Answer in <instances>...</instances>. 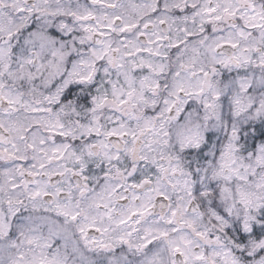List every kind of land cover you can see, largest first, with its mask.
<instances>
[{
  "label": "clouds",
  "instance_id": "9594fccd",
  "mask_svg": "<svg viewBox=\"0 0 264 264\" xmlns=\"http://www.w3.org/2000/svg\"><path fill=\"white\" fill-rule=\"evenodd\" d=\"M20 2L31 4L37 0H20ZM44 2L54 10L58 5L65 8L69 5L90 6L91 0H44ZM112 2L117 4L115 11L125 15L128 19H134L127 6L132 3L143 5L147 0H112ZM154 2L160 5V10L150 17L146 15L144 19L150 18L151 32L167 37V39L155 45L159 48L160 55L144 53L143 56L135 57L137 64L143 59L152 65L151 69L137 67L130 72L136 91L143 96L144 102L133 99L132 103L119 110H116L113 105H107L99 113L98 123L101 125V135L88 136L82 135L79 128V125H88L92 115L84 108V98L97 94L98 89L101 92L105 91L103 81L108 78L104 77L101 71L98 78L93 79L90 84L79 85L77 83V73L82 70L78 64L81 58L80 53L85 52V48L72 43L75 30L79 28V25L74 24L72 37H65L61 40V36L64 35L61 33L54 37L56 41L54 45L42 49L39 42L34 41L31 33L36 28L44 26L46 32L50 31L54 34L56 24L60 23V19L55 16L45 18L34 16L33 19L27 21L28 27L25 29L20 27L23 17L13 6L15 0H2L0 44L7 45L8 32L11 31L15 36V39L11 40V47L16 48L17 52L12 53L11 58L6 61L8 68H0V80L14 93H19L24 103L51 109L50 113H33L21 105H17V110L11 113L0 109V118L4 120L6 129L3 134L10 136L20 154L25 155L22 164L26 167L30 163L38 164L39 160L35 158L43 156L42 152L26 150V143H32L33 137L45 140L43 145H37L39 148L50 149L55 145L67 143L70 146L69 151L80 153L83 150L84 159L89 162V167L84 172V175L88 177L86 183L90 189L86 195L91 198L99 193L105 184L109 182L116 184L119 180L114 172L107 179L105 178L107 169L102 170L98 166V160L88 157L87 145L104 141L110 145L112 152H117L118 149L112 145L119 144L121 155L119 164L126 168L132 161L129 159L125 162L127 156L124 151L125 140L131 147L132 137L117 140L103 134L106 130L123 124L127 130L136 134L134 143L141 154L149 160L154 158L165 166L171 164L178 168L176 174L170 173L169 178L164 181L167 185L165 191L169 196V202L176 205L181 200L185 202L190 200V204L186 203L189 216L192 215V209H198L201 215L196 218L197 223L211 226L208 211L212 201L214 200L221 208L233 203L232 199L226 198L227 193H222L221 189H229L233 196L238 188L261 193L257 184L264 177V166L257 164L256 156H250V153L256 152L253 148V141L256 145L264 144V135H261V131H264V70L259 67L258 60L251 66L242 65L239 69L231 63L227 66L219 63V61L229 60L241 53L249 46L252 39L258 42L260 30L253 31L245 28L244 21L240 18L244 15V5L240 0H229L234 7L239 9L234 18L225 19L214 25H202L199 17L196 18L195 23L191 19L185 21L184 17L191 16L192 12L186 11L177 15L175 10H168L164 13L168 19L161 24L163 5L169 0H154ZM190 2H195L201 7H208L222 6L225 0H190ZM254 2L257 7L264 4V0H254ZM111 11L99 8L97 15H107ZM24 15L26 16L27 13ZM62 19L68 22L71 17L65 16ZM36 21H39V24H36L34 28L32 25ZM201 28H203L202 31ZM185 29L193 34L185 36ZM240 30L250 33L248 41L239 39L237 33ZM148 39L155 41V35L138 38L135 33L112 34L113 47H118V41L124 40L136 41V46L141 48L153 47L147 44ZM226 39H232L239 43L240 47L232 49L227 46H216ZM170 42H177L178 47H169ZM61 44L67 45L63 49L65 54L62 58L53 55V48L61 49ZM73 47L78 51H73ZM21 49L25 50L26 56L33 59V63L21 64L19 62L17 56ZM131 61V57L125 56L121 60V63L125 64V69L120 72L110 69V79L116 82L118 88L123 87L127 90L129 87L123 72L128 69ZM97 67H99V62ZM204 73H207V76ZM242 81L249 82L251 92L247 91L246 87H242ZM178 88H183L184 92H177ZM107 91L111 95L110 87ZM185 92L191 94L185 95ZM47 98L53 99L50 102ZM166 101L168 103H165ZM57 114L65 129H70L76 134V139L71 136L48 139V133L41 121L50 117L55 118ZM21 129L27 130V141L18 138L25 135V132L20 131ZM254 129L257 130L254 132ZM229 145L233 148L232 155L236 161L234 167L241 175H246L244 180L238 179L236 175H232L230 179L217 175L221 172L222 153ZM260 154L257 153V155ZM45 165V170L49 172L78 167L67 155L61 160L45 161ZM140 170L146 172L154 180L158 175L155 167L148 163L139 164L137 175H140ZM225 174H227L226 170ZM28 179L30 178L26 176L17 177L16 182L21 183ZM36 179H48V177H36ZM62 179L63 177L59 176L51 177L54 185ZM68 179L75 186L80 178L69 175ZM185 181L193 191L191 197L183 189ZM2 183L4 180L0 178V184ZM209 183L214 185V190L207 189ZM173 184L177 185L175 189L172 187ZM197 188L201 191L207 190L209 195L201 197L195 191ZM118 191L127 198L116 200L111 204L113 219L109 221L105 218L102 223L99 219L97 220L100 227L107 230L109 238L115 241L121 235L131 233L128 238L135 245L140 243L141 237L145 236L146 229L169 227L161 219L162 212L167 209H161L160 204L165 202L159 200L153 202V206L143 218L132 217L128 223H118L122 214L126 216L130 213L131 206H139L142 203L140 199L133 201L132 193L125 192L122 188ZM142 194V191L137 193V195ZM19 198L28 205L27 208L22 209L23 216L20 219L31 216L36 234L50 244V248L45 251L50 254L58 251L65 264H143L146 256L151 255L147 250L138 251L136 247L130 248L128 245L118 243L108 250L86 247L80 238L76 224H65L63 217L56 216L54 212H45L43 207L33 210L26 196L21 195ZM74 199H81L75 190ZM84 203L82 201V206ZM91 214L95 215V212L92 211ZM42 216L48 217L50 222H42L40 220ZM136 220H139V223H136ZM89 235L90 237L99 236L100 233L93 232ZM16 239L19 241V234ZM6 244V240L0 244V264H12L17 253V249H9ZM27 247L25 244L23 250L27 251ZM159 247L164 248V245L161 243ZM157 250L156 247L152 249V251ZM161 258L167 260L166 252L161 253ZM245 264L249 262L245 261Z\"/></svg>",
  "mask_w": 264,
  "mask_h": 264
},
{
  "label": "snow or ice",
  "instance_id": "6c2138e0",
  "mask_svg": "<svg viewBox=\"0 0 264 264\" xmlns=\"http://www.w3.org/2000/svg\"><path fill=\"white\" fill-rule=\"evenodd\" d=\"M244 5V15L240 18L244 21L245 28L249 30H260L259 40L252 39L249 46L242 50L241 53L231 57L229 60L219 61L226 66L231 63L236 68L242 65H253L259 61V67L264 70V4L257 7L254 0H240ZM3 6L0 0V7ZM16 11L23 17V23L20 27L27 28V21L33 19L34 16L41 18L55 16L60 19V23L56 24V32H46L44 26L36 28L31 33L34 41H38L41 48H47L56 43L55 36L61 33V40L65 37H72L74 32V24H78L79 28L75 30V36L72 39L74 45L78 44L81 48H85V52L80 53L81 58L78 61L82 69L77 73V83L79 85L90 84L93 79L98 78V74L102 71L104 77L105 91L97 90V94L84 98V108L92 115L88 125H79L82 135H101V125L99 121V113L107 106L113 105L116 110L133 102V99L141 103L144 102L142 95L138 94L135 83L130 75L132 69L137 67L149 69L151 64L146 63L143 59L136 63L135 57L143 56L144 53H152L160 55L159 45L161 40L167 39L156 33L151 32V20L144 19L147 15L150 17L160 10V5L154 0H147L143 5L135 3L129 4L128 9L134 19H128L125 15L115 11L117 4L112 0H91L90 6L69 5L67 8L58 5L56 9H51L44 0H37L35 3H21L15 0L13 5ZM104 8L112 10L107 15H97V9ZM199 10L197 11V9ZM164 12L161 14L160 23L166 22L168 17L164 14L168 10H175L177 15L183 12L191 11V16H185L184 20L191 19L195 23L196 18H200L201 24H217L225 19H232L236 16L238 8L234 7L229 0H225L224 4L217 6L201 7L190 0H169L163 5ZM27 13L25 16L24 14ZM71 17V20L64 22L63 17ZM39 21H36L32 27H36ZM203 28H201V31ZM215 30V29H213ZM118 33L124 35L127 33H135L138 38H145L155 35V41L147 40L148 45L153 47H137L136 41H118L119 46L113 47L114 41L112 34ZM193 33L185 29L184 35L191 36ZM240 40L248 41L250 33L240 30L237 33ZM15 36L11 31L8 32L7 45L0 44V68H8V61L12 53H16L17 49L11 47V40ZM207 39V38H205ZM169 47L177 48V42H170ZM217 47L227 46L232 49H238L239 43L232 39L223 40L216 45ZM67 45L61 44V49L53 48V55L60 56L65 54L63 49ZM73 51H78L75 47ZM195 51V50H194ZM39 54H37L38 56ZM131 57L132 61L128 65V69L123 72L128 89L118 88L116 82L110 79V69L117 72L125 69V64L121 63L123 57ZM17 59L21 64H31L33 59L25 55V50L21 49ZM99 62V67L97 63ZM215 71V69H213ZM11 74V73H10ZM207 76V73H204ZM247 76V73H245ZM68 82L66 81V84ZM143 81L141 82L143 86ZM154 83V82H153ZM242 87H246L251 92L252 88L248 81H242ZM155 86V85H154ZM110 87L111 95L107 89ZM177 92H184L183 88H178ZM189 95L191 93H184ZM199 95V93H196ZM51 102L53 98H47ZM90 101V102H89ZM165 103H168L166 101ZM17 105L30 110L33 113L51 112V109L44 107H36L24 103L19 93H14L8 88L2 80H0V109L6 113L15 112ZM171 110V108H169ZM48 133V139L53 137H68L76 139V134L70 129L66 130L60 121L59 114L55 118H48L41 121ZM14 126V125H13ZM257 129H254V132ZM5 124L0 118V178L4 183L0 184V244L6 240V247L9 249H17L16 256L12 264H65L60 257L59 252L49 253L45 251L50 248L47 240L36 234V228L32 226L33 218L31 216L20 219L23 216L22 209L27 208L25 201L20 199L21 195L27 197L33 210L43 207L45 212L55 213L58 217H63L65 224H76L80 238L86 247H94L97 249H111L114 244L128 245L136 247L138 251L147 250L151 255H147L143 264H264V177L257 187L261 189V193L252 192L238 188L233 196L229 189H221L222 193H227V199H232L233 203L223 208L212 201L208 215L211 219V226H204L197 223V217L201 214L198 209H192V215L189 216L186 203L191 201H179L176 205L169 202V196L165 189L167 185L165 179L169 178V174H176L178 168L168 164L165 166L157 162L154 158L149 160L139 152L135 146L136 134L125 128L123 124L106 130L103 134L117 140L131 136L133 144L128 146L125 140V149L127 153L125 162L131 160L128 166L122 167L119 164L121 155L119 154V144L112 145L118 149L112 152L110 145L104 141H98L95 144L87 145V155L99 161L98 166L105 170V178L107 179L113 172L119 182L105 184L99 193L91 198L86 194L89 192V185L86 183L88 177L84 175L85 170L89 167L88 160L84 159L83 150L80 153L69 151L70 146L67 143L55 145L50 149L39 148L37 145H43V138L33 137L32 143H26V150L31 149L43 153L42 157H36L39 163H30L24 166L22 161L25 155L20 154L16 144L10 136L4 135ZM25 135L18 138L27 141V130L21 129ZM264 135V131H261ZM253 148L256 152L250 153V156H256V162L264 166V144L256 145L253 141ZM233 148L227 146L221 157V172L217 175H223L224 179H230L232 175H236L238 179H246V175H241L236 167V161L232 155ZM257 153H261L257 155ZM65 155L69 156L78 166L72 169L64 168L61 171H46L45 161L64 159ZM140 163H148L155 167L157 172L154 180L143 170L137 175ZM225 170L226 173L225 174ZM79 177V181L75 186L72 185L68 176ZM28 177L30 179L23 180L21 183L16 182L17 177ZM63 177L54 185L51 177ZM36 177H48V179H36ZM131 181V183H129ZM173 189L177 187L172 185ZM124 189L125 192L132 193L133 201L140 199L142 203L139 206H131L128 215H123L118 221L120 224L128 223L132 217L143 218L148 214L149 209L153 206L154 201H162L161 209H167L162 212L161 219L168 228L146 229L145 236L140 238V243L133 245L128 237L131 233H126L118 237L115 241L107 236V230L100 227L97 220L102 223L105 218L109 221L113 219V208L111 204L116 200L126 199L127 197L118 191ZM183 189L188 196L193 195V191L188 187L187 181L184 182ZM207 189H213L214 185L209 183ZM74 190L79 193L81 199H74ZM142 191V195H137ZM201 197L209 195L207 190L201 191L200 188L195 190ZM82 201L85 202L82 206ZM103 209V211H101ZM94 211L95 215L91 212ZM40 220L49 221L46 216L40 217ZM50 222V221H49ZM139 223V220H136ZM100 233L99 236H91L90 233ZM19 234V241L16 237ZM164 248H160V244ZM27 244V251L24 246ZM156 247L157 251H152ZM166 252L167 260L161 258V253ZM259 257V259H256Z\"/></svg>",
  "mask_w": 264,
  "mask_h": 264
}]
</instances>
